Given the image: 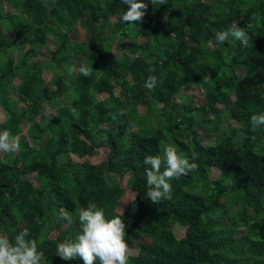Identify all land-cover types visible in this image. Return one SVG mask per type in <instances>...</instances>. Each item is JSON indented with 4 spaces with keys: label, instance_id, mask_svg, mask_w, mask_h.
<instances>
[{
    "label": "trees",
    "instance_id": "trees-1",
    "mask_svg": "<svg viewBox=\"0 0 264 264\" xmlns=\"http://www.w3.org/2000/svg\"><path fill=\"white\" fill-rule=\"evenodd\" d=\"M1 1L0 107L6 116L0 131L18 135L20 148L0 159V234L14 240L27 228L44 264H83L62 260L57 245L75 239L79 210L92 202L106 219L120 216L126 224V242L137 250L128 264H264V128L250 125L252 115L264 113V0H167L149 4L144 19L132 25L120 20L129 8L120 0H8L18 14L7 15ZM233 22L248 33V46L230 38L209 47ZM79 26L89 41L71 40ZM49 37L56 49L42 55ZM117 38L129 43L118 57L112 49ZM81 65L92 67L90 76L70 72ZM149 76L158 81L151 92L144 87ZM194 86L203 88L205 102L181 103L183 91ZM47 106L55 114L50 118ZM222 119L233 126L227 133ZM162 142L189 158L196 153L199 168L171 180L172 198L153 204L143 160L163 156ZM101 147L110 153L98 165L72 159L94 156ZM213 169L217 179L210 177ZM112 173L134 180L136 198L122 214L116 209L124 190ZM61 209L79 230L62 229ZM175 224L185 228L184 236L169 239Z\"/></svg>",
    "mask_w": 264,
    "mask_h": 264
},
{
    "label": "clouds",
    "instance_id": "clouds-1",
    "mask_svg": "<svg viewBox=\"0 0 264 264\" xmlns=\"http://www.w3.org/2000/svg\"><path fill=\"white\" fill-rule=\"evenodd\" d=\"M121 4L129 8L120 17L122 23L129 25L142 21L147 14L149 4L153 7L167 4V0H120ZM230 38L239 41L243 47L249 43V35L245 29L233 22L231 26L215 34V39L208 41V46L215 48ZM70 72H79L83 76H90L92 67L81 65L73 66ZM205 81L211 79L206 75ZM157 77L149 76L144 87L150 92L157 87ZM73 112L75 110L73 109ZM54 113L46 112L48 118ZM253 131L264 128V113L254 114L250 118ZM20 148V137L14 136L9 131H0V153H14ZM197 154L193 153L189 158L182 152H178L174 145H167L163 150V156L146 155L143 163L146 165V197L153 204H159L172 198V185L170 181L179 180L182 176L198 170L195 162ZM107 178V173H105ZM107 182V179H106ZM60 219L73 223V217L64 209L60 210ZM80 226L75 239H65L57 245V255L64 261L79 258L83 264H128L131 248L126 242V224L120 216L106 219L103 208L89 202L86 208H81L78 214ZM30 232L27 228L15 235L14 240H9L6 235L0 234V264H44V253L38 250L35 239H29Z\"/></svg>",
    "mask_w": 264,
    "mask_h": 264
},
{
    "label": "rangeland",
    "instance_id": "rangeland-1",
    "mask_svg": "<svg viewBox=\"0 0 264 264\" xmlns=\"http://www.w3.org/2000/svg\"><path fill=\"white\" fill-rule=\"evenodd\" d=\"M2 6H3V11H4V15H7L9 12L11 13H14V14H18V11L9 3L8 0H2ZM2 14V15H3ZM117 17L113 18L112 19V24L115 23L117 21ZM5 26V29H7V22H3ZM107 31H110V26L106 29ZM71 37V40L75 41L76 43H83L85 41H89L92 37L90 35V33L88 32V30L85 28V27H77L75 29V31L70 35ZM49 41H50V44L47 46V47H44V48H41L40 49V52L42 55H46V51H54L56 49L54 43H53V39L51 37L48 38ZM103 39V38H102ZM129 43H127L126 41L124 43H122L121 39L120 38H117L112 46H113V51H114V54L115 56H120L121 53H122V49H124L126 46L128 47ZM29 46V45H28ZM27 46V47H28ZM47 58V57H46ZM37 61V59H34ZM54 74L53 72H46L44 73V78H45V81L46 83H49L50 80L53 78ZM9 81L11 82V86L13 87V89H17L18 86H19V80L18 78L16 77H11L9 79ZM109 94H101V95H97V98L98 99H103V98H106L108 97ZM13 98V100L16 99V97L13 95H9V99ZM179 101L181 103H187V105L189 104H193L194 106H199L201 104H203L205 102V93H204V90L203 88L199 87V86H194L193 88L191 89H186L183 91L182 93V97L179 98ZM47 110L48 112H51L52 111V108H50L49 106H47ZM145 108L144 107H140L139 111L141 113H144L145 112ZM195 113V110L193 111V114ZM5 116H6V113L5 111L0 107V122H3L5 120ZM44 118L45 117H42L39 119V122L40 123H43L44 121ZM216 119V118H214ZM233 127L231 125H229V123L225 120V119H222L221 120V123H220V129H221V132L223 133H227L229 132L230 128ZM28 129V124L26 122H23L21 124V130H22V133L23 135L26 134V131ZM200 135H203V133L199 132ZM102 139H104V137L102 136L101 137ZM236 142L239 143V138L237 137L236 138ZM171 144L170 142H162V149L164 150V148ZM172 145V144H171ZM177 151H178V148L176 147ZM16 152L12 153V154H16ZM110 153V150L107 148V147H101V148H98L96 150V154L94 156H91V157H86L85 159H78L77 157H75L74 155L72 156V159L74 161H77V162H85L87 161L89 164L91 165H98L104 161L107 160L108 158V155ZM0 159L1 160H5V153H0ZM220 176V172L218 170H212L211 173H210V177L212 179H217L218 177ZM111 178L113 180V183L122 188L124 190V195L123 197L121 198L120 200V203L116 209L117 213H123L125 212L127 206L129 203H131L135 198H136V195L137 193L132 189V184H133V177L130 175V174H126L124 176H121L120 174H117V173H112L111 174ZM35 184H37L35 181H34ZM237 213V208L236 207H233L232 210H231V215H234ZM222 224L223 225H228V223L223 220L222 221ZM71 225H73L72 227L73 228H78L77 226V223L73 222ZM76 226V227H74ZM70 225H68L67 223H64L62 225V229L63 230H66L67 228H69ZM244 230L243 229H240L238 231L239 234H243ZM184 233H185V228L182 227V226H179L177 224L173 225V227L170 228V230L168 231L167 233V238L169 239H178V238H182L184 236ZM52 236L53 238L56 240V241H61L59 240L60 236L58 235V233L56 231H54L52 233ZM133 240V239H132ZM135 239L133 240V244L135 243ZM63 241H61L60 243H62ZM137 252V250L133 247H131V255H135Z\"/></svg>",
    "mask_w": 264,
    "mask_h": 264
}]
</instances>
